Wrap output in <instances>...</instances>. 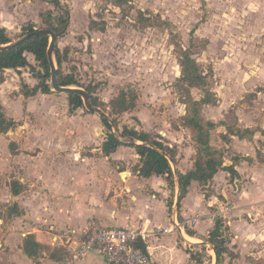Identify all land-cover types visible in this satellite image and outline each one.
Segmentation results:
<instances>
[{
  "label": "crops",
  "instance_id": "1",
  "mask_svg": "<svg viewBox=\"0 0 264 264\" xmlns=\"http://www.w3.org/2000/svg\"><path fill=\"white\" fill-rule=\"evenodd\" d=\"M15 2L0 0V27L6 32L14 27ZM20 70L5 69L0 82V104L17 122L0 133V264H57L64 254L61 234L90 218L103 226L163 230L138 243L148 264H216L206 241L216 217L223 220L228 238L220 264H264L263 124L239 117L235 132L243 136L217 124L210 131V145L223 152L222 166L235 172L219 169L207 183L191 181L179 201L177 173L193 168L197 150L191 128H154L139 113V123H124L157 135L174 152L170 181L167 175L143 177L136 171L140 156L133 147L120 145L103 154L108 131L99 117L79 108L64 112L58 101L67 100L69 110L68 96L38 92L25 97L5 76ZM28 235L40 244L41 253L33 257L22 249ZM55 238L57 245L52 244ZM79 264L111 263L92 252Z\"/></svg>",
  "mask_w": 264,
  "mask_h": 264
},
{
  "label": "rangeland",
  "instance_id": "2",
  "mask_svg": "<svg viewBox=\"0 0 264 264\" xmlns=\"http://www.w3.org/2000/svg\"><path fill=\"white\" fill-rule=\"evenodd\" d=\"M61 1L70 9V20L56 44L62 72L80 85L71 87H90L107 112L120 88L132 85L137 93L135 108L115 115L119 127L129 120L139 123L135 113L153 121L154 128L183 126L194 108L203 122L211 118L227 131L237 129L239 117L264 125V0ZM15 9L14 27L7 32L12 42L26 34L28 25L48 28L43 15L58 12L41 0H16ZM185 50L204 77L203 86L181 80ZM27 59L31 67L5 75L20 92L23 84L37 85V73L43 71L33 55ZM52 93L67 99L53 88ZM205 97L213 104L191 102ZM66 101L58 102L73 114ZM78 110L88 112L85 106Z\"/></svg>",
  "mask_w": 264,
  "mask_h": 264
},
{
  "label": "trees",
  "instance_id": "3",
  "mask_svg": "<svg viewBox=\"0 0 264 264\" xmlns=\"http://www.w3.org/2000/svg\"><path fill=\"white\" fill-rule=\"evenodd\" d=\"M54 6L57 12L53 15L52 12H48L43 15L45 17V22L47 21L49 27L46 29L52 30L57 38L63 34L69 24L70 20V9L66 3L61 0H42ZM42 16V17H43ZM52 20H55L53 23ZM33 25H28L26 27V34L34 31ZM12 39L7 35L5 28L0 27V45H5L12 43ZM50 36L45 34L36 35L12 48L0 50V82L4 80L3 72L5 69H15L18 70L23 67H31V63L27 59V54L34 56L35 61L39 63L42 68V72H38L36 78L38 79V84L32 88L26 87L25 84L22 85L24 90L22 94L25 97L34 96L36 93L49 94L52 92V86L50 82L51 69L47 57V49L49 46ZM15 42V41H14ZM183 56L179 60L181 66V80L186 81L191 87H199L204 84V77L199 74L196 62L191 58L187 50L183 51ZM54 60L57 67V79L61 86H80L71 73L64 74L62 72V58L60 50L55 45L54 49ZM85 90L90 95L92 103L98 106L99 102L96 97L92 95V89L90 87L85 88ZM209 95V94H208ZM69 112L76 110L77 108L83 107L84 103L82 98L77 94H67ZM137 93L134 91L132 85L120 88L116 96L110 101L111 110L107 112L108 117L99 116L103 126L108 128L106 137L101 145V150L104 155L108 156L112 151H114L120 145L131 146L136 150V153L140 156V165L137 167L136 171L143 177H148L151 175H167L169 181L173 175L170 160L173 159V150L160 141L157 135L152 133L136 130L135 128H129L123 126L121 130H118V134H115L112 129L113 126H118V121L115 115L129 112L136 106ZM212 99L203 98L199 101L191 99L194 106L197 105H208L213 104ZM194 115L189 117L186 122V126L192 129L193 137L197 145L196 156L193 164V168L186 173H177L178 184H179V201L183 199L187 193V188L191 181L196 180L199 183H207L211 180L214 174L219 169H224L234 174L233 167H223V152L210 145V131L215 128L216 123L203 119L199 116V110L197 108L193 109ZM113 122V123H112ZM17 122L6 116L3 111V107L0 104V133H7ZM246 133L250 131L246 130ZM228 133L243 136L244 134L238 131H233L228 129ZM225 137V135H223ZM125 139V140H123ZM130 139H133L131 141ZM135 141H140L141 143H136ZM13 143H9V147H12ZM171 183V182H170ZM13 190H15L14 185H12ZM170 207V203H168ZM225 227L223 225V220L220 217H216L214 221V227L209 232L206 241L213 247L217 262L220 264L223 254L227 251L226 243L228 238L226 237ZM141 245V243H140ZM40 248V244L35 241L33 236L28 235L23 243V251L29 257L37 255ZM232 256V255H231ZM194 258L195 255H192ZM235 257V256H233ZM232 258V257H231Z\"/></svg>",
  "mask_w": 264,
  "mask_h": 264
},
{
  "label": "built area",
  "instance_id": "4",
  "mask_svg": "<svg viewBox=\"0 0 264 264\" xmlns=\"http://www.w3.org/2000/svg\"><path fill=\"white\" fill-rule=\"evenodd\" d=\"M195 221L196 218L191 220L192 223ZM176 227H180L178 223ZM163 232L160 228L148 230L143 226H103L98 220L90 218L81 227L67 229L61 234L64 241L59 246L64 254L57 264H79L92 252L99 253L111 264H148V254L138 243L151 234ZM52 244L57 245L56 238Z\"/></svg>",
  "mask_w": 264,
  "mask_h": 264
},
{
  "label": "water",
  "instance_id": "5",
  "mask_svg": "<svg viewBox=\"0 0 264 264\" xmlns=\"http://www.w3.org/2000/svg\"><path fill=\"white\" fill-rule=\"evenodd\" d=\"M40 34H45V35H49L50 36V41H49V46L47 49V57H48V61L50 64V69H51V76H50V82H51V86L53 88L54 91L59 92V93H65V94H77L79 95L84 103V106L86 107V109L88 110V112L90 113H94L97 114L99 116H103V117H108V115L98 106L94 105L90 99V95L88 94V92L85 89L79 88V87H71V86H61L58 83V79H57V67L55 64V60H54V49H55V45L57 42V35L50 29H36L30 33L25 34L24 36H22L20 39H18L15 42L9 43V44H5V45H0V50H5V49H9L12 48L36 35H40ZM113 123V122H112ZM114 129V133L118 134L117 131V127L113 126ZM131 141H133V139H130Z\"/></svg>",
  "mask_w": 264,
  "mask_h": 264
},
{
  "label": "bare ground",
  "instance_id": "6",
  "mask_svg": "<svg viewBox=\"0 0 264 264\" xmlns=\"http://www.w3.org/2000/svg\"><path fill=\"white\" fill-rule=\"evenodd\" d=\"M189 241H194L193 239H191V238H187Z\"/></svg>",
  "mask_w": 264,
  "mask_h": 264
}]
</instances>
